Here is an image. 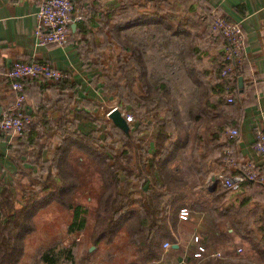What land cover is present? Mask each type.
<instances>
[{
  "label": "trees",
  "instance_id": "16d2710c",
  "mask_svg": "<svg viewBox=\"0 0 264 264\" xmlns=\"http://www.w3.org/2000/svg\"><path fill=\"white\" fill-rule=\"evenodd\" d=\"M159 1L156 0L157 3L154 4L152 10L139 11L138 15L134 16L128 23H146L149 20L152 22V18H157V21H159L155 23L162 33V43L172 51V56H174L177 65L183 67L192 86L198 88L196 96L186 105L185 114L188 123L190 121L204 122L203 132L199 133L198 138H200L202 144L205 143V149L200 150L199 154L201 158L208 160L213 150L217 149L222 154L223 148L231 146L230 144L234 139V137L222 138L221 136L225 127L229 125L236 126V123L227 120L224 114L222 116L223 112L218 117L215 116L217 112L213 114V111H215L218 104L220 105L224 90H229L234 95L238 82L242 80L239 78V73L234 76V81L230 76L221 74V68L226 60L223 53V38L217 31H214L212 36L215 39L214 42H220L218 56L212 61L213 64L210 69L199 66L201 64L197 54L200 50L199 43L196 44V42L191 41V31L185 27L188 23L177 21L173 26L172 22L168 21V14H160ZM106 16L108 20L114 21L112 29L116 32L113 33L115 36L112 35V37L120 42L125 51H130L128 58L131 57L138 64L137 75L141 78L145 77L144 58L139 47L140 40L130 41L121 37V35H127V38L130 39L129 34H132V26L123 25L121 23L122 12L117 13L115 9L108 12ZM106 24H108V21ZM210 24L211 20L201 24L202 30L198 33L199 37L202 36V31L205 29L210 30ZM127 28L128 31H125ZM180 37L186 38L183 45L179 42ZM121 59L122 57L119 58V61ZM200 67L205 75H210L217 81L219 86L216 89L211 88L209 90L207 85L201 83L203 79L199 75ZM35 79H26V87L29 82L34 83ZM38 79L43 82L47 81L44 78ZM57 84L60 90L63 88L75 89V84H72L68 78L58 80ZM161 88H163V91H161ZM52 89L55 96L48 103V107L45 109L40 106L39 108V112L43 110L45 115L43 117L35 115L34 117L29 110V114L32 116L31 124L28 129L16 134L19 136H17L15 142L23 144V146L15 152V161L18 164L19 162H26L29 166L25 168L19 166L20 175L21 177L23 175L27 177L28 184L20 186V196L17 198V191L12 190L10 184L0 183V264H16L19 256L25 251V246L20 241L37 228V222L34 219L39 210L43 211L51 204L65 210L68 233L82 232L89 236L90 243L95 246L100 243L105 247L113 245L111 251H117L119 255L121 254L120 264H134L135 259H140L141 263L144 264L158 259L163 251V242L167 239L176 242V238L169 227L168 203H162L159 198L153 201L150 197L151 193L160 196V192L152 190L153 186L148 182V180L150 181L148 177L150 175L152 180L156 182L158 180L156 176L159 175L162 184L166 186L175 180L173 174L165 171L164 164L171 158V155L175 154L178 147L184 146L186 140H188V133L185 132L184 134V142L179 144L174 141L171 146H166L163 140L167 136L158 132L155 151L148 156L146 165L144 163L141 165V169L148 173V180L143 178L144 183H142L144 195L143 197L134 196L135 189L129 180V175L133 171L126 166L119 167L117 163L110 164L109 159L112 158V155L101 144L98 136L99 129L92 128L84 132L78 128H73V126H79L78 124L85 119H89L91 122H99L98 117L91 115V111L71 106L73 99L75 103H78L79 100L75 90L73 95H69L68 93L56 92L55 87ZM145 90H147L145 94L136 96L138 99L136 100L137 107H149L156 98L163 96L168 99L164 106L170 108L174 116L179 115L177 105L170 100L173 98V90L168 86V81L162 80L158 85L156 82L151 83V85L147 84ZM150 92L159 95H152L154 97L150 101ZM58 103L60 104L58 108L60 110L59 115L52 118V109H55ZM76 106L80 107L78 104ZM113 127L120 129L115 125ZM52 130L56 131L58 143L52 156L44 159L42 152L45 149V143L41 138ZM120 132L122 138L123 136L126 139L130 138L129 131L120 129ZM0 133L5 134V132ZM129 141L126 140V143ZM119 168L125 172L124 184L121 187L118 184L117 169ZM96 181L97 184L95 185ZM221 186L217 182L216 188L210 195L212 203L209 209L224 213L228 209H224L220 205L224 192L228 189ZM91 199L96 200V202L91 204ZM180 205L183 204L177 206L176 213ZM187 206L194 208L195 205L190 204ZM174 216L175 213L172 217L174 218ZM214 222V226L219 228V221ZM228 222L232 231L241 234L253 232L252 223L238 220L232 216H230ZM262 227H264V224ZM220 234L223 237H228L225 240L226 244L222 242L223 238L220 240L210 239L207 236L208 234L205 233L203 245L206 250L200 255V261H204V258L207 261L211 259L210 254L216 251L217 247L226 248L231 244L228 229L225 232H220ZM59 241L55 239L54 235L50 246L41 252L40 259L44 264H60L61 260L64 261L61 264H70L74 260V246L64 248ZM260 242L254 241L252 244L255 247L258 246V248L263 247ZM130 245L132 246L131 249L129 248ZM129 254L133 256L130 262L126 261Z\"/></svg>",
  "mask_w": 264,
  "mask_h": 264
},
{
  "label": "crops",
  "instance_id": "0c3cea01",
  "mask_svg": "<svg viewBox=\"0 0 264 264\" xmlns=\"http://www.w3.org/2000/svg\"><path fill=\"white\" fill-rule=\"evenodd\" d=\"M155 3H157L156 0H75L67 42L62 46L54 44L39 46L35 42L34 35L37 0H0V113L12 99V92L4 73L12 62L17 60L36 59L48 61L55 67L68 72L69 80L72 84H75L74 90L79 98L78 102L84 98L95 97L97 93L89 80L97 71L92 67L89 68L85 64V60L81 58V50L85 47L84 45L103 43L102 39H105L106 43L111 41L107 29L108 27H113L114 21L108 20L106 15L113 9L117 13L122 12L121 23L128 26L131 25V33L135 34V36L136 32L141 30H155L157 18H152V22L149 20L146 23H128L134 16L138 15L139 11L152 10ZM159 10L161 15L168 14V21L172 22V24L173 20H176V23L177 21L181 23L182 21L184 23L190 21L189 23L198 27V31L202 30L201 24L205 21L209 22L215 15H223L227 18L241 21L242 28L246 33L244 58L238 70L239 78L242 81L238 82L236 93L234 95L232 93L234 97L232 103H227L225 100L227 93L231 92L224 90L221 103L216 106L217 108H215L213 114L217 112L215 116L220 117L223 112L222 116L224 114L227 120L236 123V126L229 125L225 127L221 136L222 138L227 137L226 132L230 127L238 129V135L234 137L230 144L233 156L238 159L252 158L261 168H264L262 156L252 147L255 124H264V0H160ZM107 21L108 24H106ZM125 31H128V28ZM212 33L211 30L205 29L202 31L198 45L200 47L198 55L201 62L199 66L208 69L211 68L212 61L220 52V42L213 41L215 39H213ZM154 37V34H150L146 39L142 36V40L149 42ZM138 40L140 39L138 38ZM79 46H82V48ZM165 58L175 59L172 56V52H168ZM178 67L183 70L182 66L179 65ZM199 75L203 79L201 83L207 85L209 90L211 88L216 89L219 86L212 76L205 75L202 72L201 67L199 68ZM53 87L56 88V92L71 95L69 88L60 90L57 81L47 80L43 82L35 79L34 83L29 82L27 85L28 109L33 113L34 117L35 115L39 117L45 115L43 110L39 112V108L41 106L46 109L48 103L54 98ZM197 91L198 88L196 87V94ZM71 92L74 93L72 90ZM196 94L189 102L192 101ZM71 106L77 107L74 99L71 102ZM59 107L60 104L58 103L55 109H52V118H56L59 115ZM36 112L38 113L35 114ZM203 127L200 126L197 129V138L199 133L203 132ZM54 131L52 130L48 134L43 135L42 137H45L43 142L47 143L52 136L57 142L58 136ZM17 136L19 135L0 133V183L6 182L10 186L13 185V176L19 186L28 184L27 180L21 179L19 166L22 168L29 166H27L26 162H19L18 164L15 161V152L23 146V144L15 142ZM50 154L51 151L47 150V147L42 152L44 159L49 158ZM224 154V150H222V154L217 149L213 150L211 155H209V161L207 160V164L204 166L205 177L203 176L204 178L202 177L201 181L211 179L221 172L232 171V168H230L224 158ZM200 184L198 188L200 190L207 188L209 195H211L216 188L217 182L215 186H210L208 181L206 184L203 181ZM12 188L15 189V186ZM220 206L228 209V211L219 213L211 209L209 215L198 214L195 217L196 220L203 221L208 217L211 221L224 222L229 221L230 216H232L238 220L252 223L253 232L241 234L237 231H232L229 224L225 226V230L218 229L219 232H225L228 229L232 242L226 248L217 247L216 251L222 252V256L213 257L208 261L204 258V261L206 260L204 262L200 261V256L194 255L198 245H203L204 243L205 233H199L202 229L200 228L196 234L195 230L198 225H195L192 229L193 231L190 230L187 235H180L179 232L174 231L176 242L169 241L171 243L170 247L167 249L163 248L158 259L145 264H264L263 187L260 184L247 182L242 184L237 190L228 189L224 192ZM194 208L197 209L198 205H195ZM175 219L178 221L182 220L177 215ZM188 220H190V217ZM195 236L197 240H195ZM254 241H261L260 243L263 244V247L253 246L252 242ZM238 247L242 249L238 251Z\"/></svg>",
  "mask_w": 264,
  "mask_h": 264
},
{
  "label": "rangeland",
  "instance_id": "374dc122",
  "mask_svg": "<svg viewBox=\"0 0 264 264\" xmlns=\"http://www.w3.org/2000/svg\"><path fill=\"white\" fill-rule=\"evenodd\" d=\"M189 22L190 21H188L186 27L191 31V41L198 44L201 40V36H198V27H195ZM174 24H176V20H173V26H175ZM107 30L111 39L110 42L108 41L106 43V40L102 39L103 43L84 45L85 47L81 50V58L85 60V64H87L89 68L92 67L97 71L89 80L97 94H94L95 97L84 98L81 99V103H76V105H80V107L77 106V108L91 111V115L98 117L99 122H91V120L85 119L78 124L79 126H73V128H78L84 132L92 128L99 129L98 136L101 140V144L105 146L107 148L106 151L112 155V158L109 159L110 164L117 163L119 167L126 166L128 169L131 168L129 170L133 171V173L129 175V180L132 182V186L135 189L134 196L143 197V178L147 180L148 178L150 179L148 182L153 186L152 190L160 192V196L151 193L150 197L153 201L159 198L162 203H168L167 214L170 220H168V222L173 232L176 231L179 232L180 235H187L195 225H198L195 230L196 234L201 228L202 230L199 231V233H207L210 239L220 240L223 238L224 240L222 242L226 244L227 242L225 240H227L228 237L221 236L219 230H225V226L227 224L230 225L228 221H219V228H216L214 226L215 222L211 221L208 217L203 221L196 220L195 218L198 214L209 215V213H211L209 207L212 201L207 188L203 190L198 188V185H201L200 183L202 181L206 184L210 179L201 181L204 176L203 170L205 169L204 166L207 164V159L205 160L199 155L200 150L202 151L205 149V143L202 144V141L199 140L200 138H197L196 131L200 126H203V122L190 121V123H188L185 114V107L189 100L196 94V87L192 86L186 74L178 67L175 59L165 58V55L167 56L168 52L172 51L162 43L163 36L158 27H155V30H141L136 32L137 37L135 34H129L130 39L127 38V35H121L125 40L131 41L138 40V38L140 39L139 47L144 58V72H146L143 78L137 75L139 68L136 60H133L131 57L128 58L130 51H125L120 42L112 37L113 33L116 31L113 30L112 27H108ZM150 34L155 35L153 40L149 42L142 40V36L146 39ZM185 40V37H180V44L183 45ZM79 47L82 48V46ZM121 57L122 59L119 61ZM162 80L168 81V86L173 90V98L170 100L178 107L179 115L177 114V116L173 115L170 108L164 106L168 102V99L163 96L156 98L151 104L153 106L137 107L136 105V100H138L137 97L147 92V90H145L147 84L151 85V83L156 82L158 85ZM69 91L70 94L73 95L71 89H69ZM72 91L74 92V89ZM161 91H163V88H161ZM149 95L151 101V98L159 94H151L150 92ZM143 102L146 103V101ZM114 108L119 109L125 119L126 116H130V119L127 120L130 138L126 139L125 136L122 138L120 129H115L112 120L107 116L108 112ZM158 132L168 137H165L163 140L166 146H171L174 141H177L179 144L184 142V134L185 132L186 134L188 133V140H186L184 146L178 147L173 156L169 153L171 158L164 164L165 171L173 174L175 178L168 186L162 184L159 175L156 176L158 180L155 182L150 175L148 177L147 171L141 169L142 163L146 165L148 156L153 154L155 146L157 147L156 141L158 139L156 136ZM41 140L44 141L45 137H42ZM126 140L130 141L126 143ZM57 143L58 140L56 142L54 136H52L50 141L45 143V149L47 147V150L51 151L50 157L52 156V149ZM124 152L127 153L125 154ZM158 157L160 158V156ZM224 158H227L226 154H224ZM209 159L210 158H208V161ZM137 172L139 173L133 176ZM117 173L119 180L118 184L119 187H121L124 184L123 177L125 176V172L121 171L119 168L117 169ZM21 179L26 180L27 177L23 175ZM96 180L98 181V179ZM12 184L11 189L13 190L12 187L15 186L14 190L17 191L16 197L19 198L20 186L16 183L14 176ZM95 202L96 200L91 199V204ZM181 203L183 205H180L178 210L180 207L190 204L198 205V208L196 209L188 206L191 213H189L186 219L178 221L175 219L176 215L179 217L178 210L176 213V209ZM174 213L175 216L173 218L172 215ZM189 217L190 220H188ZM66 219L67 214H65V210L59 209L56 205L51 204L43 211L39 210V213H37L34 219L37 222V228L20 241L21 244L23 242L22 245L25 246V251L19 256L16 264H44L40 259V254L45 248L50 246L54 235L55 239L60 240L59 242L62 247L68 248L74 246V260L70 264H120L119 259L121 254L119 255L117 251H111L113 245L105 247L100 243L98 246H95L90 243L89 236L82 232L68 233L66 230ZM69 235L74 238V241L68 246L65 244L64 240L66 236ZM129 248L131 249L132 246L130 245ZM131 257L133 256L129 254L126 257V261L130 262ZM36 258H38V261ZM141 262L140 259H135L134 264H143ZM61 263H64V261L61 260L60 264Z\"/></svg>",
  "mask_w": 264,
  "mask_h": 264
},
{
  "label": "built area",
  "instance_id": "2783aa9c",
  "mask_svg": "<svg viewBox=\"0 0 264 264\" xmlns=\"http://www.w3.org/2000/svg\"><path fill=\"white\" fill-rule=\"evenodd\" d=\"M75 0H37L36 24L34 29L35 42L39 46L54 44L64 45L69 37L72 22V12ZM210 30L217 31L223 38V53L226 63L221 68V74L230 76L231 79L237 75L242 64L246 44V33L242 28L240 20L227 18L223 15H215L211 19ZM209 32V31H208ZM210 33V32H209ZM5 78L12 92L10 103L1 110L0 132L5 134H17L28 129L32 122V116L28 109V93L25 80L28 78H40L58 81L69 76L68 72L57 68L48 61L43 60H17L6 69ZM226 102L232 103V93H227ZM130 116H126L129 120ZM228 137L238 135V129L231 127L227 130ZM253 149L262 156L264 166V124L257 123L254 126ZM227 155L226 162L232 168L231 172H222L208 180L210 186L219 182L224 188L237 190L244 183L251 182L260 184L264 189V168H261L252 158L238 159L232 154L230 146L224 148ZM190 209L182 206L178 210V216L186 219ZM195 240L197 237L195 236ZM74 238L66 236V245L72 244ZM171 243L165 240L162 244L164 249L169 248ZM206 250L205 246L199 244L194 252L200 256ZM238 251L241 247L237 248ZM212 257L222 256L220 251L211 253Z\"/></svg>",
  "mask_w": 264,
  "mask_h": 264
},
{
  "label": "water",
  "instance_id": "95a60500",
  "mask_svg": "<svg viewBox=\"0 0 264 264\" xmlns=\"http://www.w3.org/2000/svg\"><path fill=\"white\" fill-rule=\"evenodd\" d=\"M107 116L112 120L115 126L119 127L124 131H128L129 125L127 123V120L125 119L124 115L121 113L119 109L117 108L112 109L110 112H108ZM212 178H214V176Z\"/></svg>",
  "mask_w": 264,
  "mask_h": 264
}]
</instances>
